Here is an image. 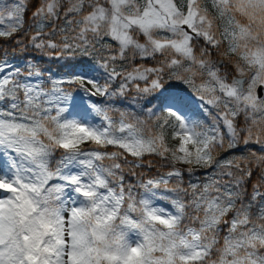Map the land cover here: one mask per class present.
I'll list each match as a JSON object with an SVG mask.
<instances>
[{"label": "snow or ice", "instance_id": "snow-or-ice-1", "mask_svg": "<svg viewBox=\"0 0 264 264\" xmlns=\"http://www.w3.org/2000/svg\"><path fill=\"white\" fill-rule=\"evenodd\" d=\"M29 7L0 0V39L82 70L0 57V264H264V0ZM133 90L159 108L91 99Z\"/></svg>", "mask_w": 264, "mask_h": 264}, {"label": "trees", "instance_id": "trees-1", "mask_svg": "<svg viewBox=\"0 0 264 264\" xmlns=\"http://www.w3.org/2000/svg\"><path fill=\"white\" fill-rule=\"evenodd\" d=\"M28 3L30 7L28 8V11L24 15V21H25V27L27 28L31 23V15L32 11L36 7V4L38 3V0H28ZM23 41V43H21ZM27 44V35H25L23 32H17L12 38H3L0 39V57H3L4 59L12 62H19V61H31L34 65L38 66L39 69L43 72V75L46 76L49 74V72H55L58 76H63L67 74L69 71H74L73 65L76 64V61L74 60H58L54 58H50L47 55L34 50L31 48V46L25 48L24 45ZM139 63V61H137ZM151 64V61L148 62ZM81 67V66H78ZM82 68V67H81ZM118 83V81H117ZM116 85H113L115 87ZM133 96H136L135 91L133 90L128 96L124 98L120 97H113L109 101H105L104 98L98 99V103H111L116 108L127 110V111H133L136 115H141V110L146 107H154L159 108L160 101L158 99H155L154 97H147V98H141L138 97V103L133 100ZM195 104H198L199 101H195ZM195 110V109H194ZM114 116L116 114H113ZM143 115H146V112H144ZM143 115H141V118H143ZM170 143H175V141H170ZM88 147H92L89 145ZM87 148V147H86ZM109 151H114L115 149H108ZM230 155L227 152L221 153V157ZM129 160L131 161L132 158L129 157ZM146 160H151L153 162V166L151 168H148L145 166L143 169H136L137 172H141L145 178L155 175L158 171L163 172L165 169L161 166V162L158 157H146ZM203 169H200L196 172V176L192 177L193 180H196L197 177H199L201 180H203ZM125 175L127 179L132 180L135 182V177H132L128 175V169H125ZM188 177L185 176V182L187 183ZM161 203H165L161 201Z\"/></svg>", "mask_w": 264, "mask_h": 264}, {"label": "rangeland", "instance_id": "rangeland-1", "mask_svg": "<svg viewBox=\"0 0 264 264\" xmlns=\"http://www.w3.org/2000/svg\"><path fill=\"white\" fill-rule=\"evenodd\" d=\"M6 2L7 3H12V0H6ZM9 23V21H7V19L5 18V23H4V25H0V28H3V27H6V25ZM13 66H16V67H21V68H25V66H26V62H24V61H19V62H17L16 63V61L15 62H12L11 63ZM82 70V68L81 67H77L74 71H81ZM74 71H69L67 74H65V75H63V76H66V75H71ZM63 76H58L55 72H49V74L48 75H46V76H42L41 78H40V80H41V82L46 86V87H50L51 86V84H50V81L53 79V78H59V77H63ZM172 86L173 87H176V88H183L184 86L183 85H180V84H178V83H176V82H172ZM64 87L65 88H67L68 87V85H64ZM74 87V86H73ZM77 94V96L79 97V95H80V93L79 92H77L76 93ZM100 98H103V97H94V98H91L92 100H94L95 102H97V100L98 99H100ZM88 99L89 98H85V102L87 103L88 102ZM80 115H84V113L83 112H81L80 113ZM86 146H88V145H85V147Z\"/></svg>", "mask_w": 264, "mask_h": 264}]
</instances>
